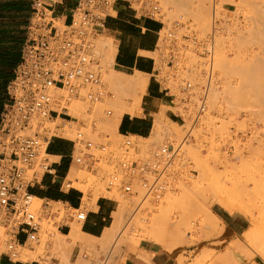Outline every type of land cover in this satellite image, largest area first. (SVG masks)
<instances>
[{
    "label": "rangeland",
    "instance_id": "obj_1",
    "mask_svg": "<svg viewBox=\"0 0 264 264\" xmlns=\"http://www.w3.org/2000/svg\"><path fill=\"white\" fill-rule=\"evenodd\" d=\"M23 1L29 3L27 12L4 13L0 16V23L16 27L21 25L26 35V25L32 12V7L30 9L32 0ZM162 1L168 10L164 19L166 24L182 17L183 21L193 24L201 36H206L211 32L215 11L227 28L226 32L218 33L216 39L215 48H218L215 49L214 67L217 80L208 98L207 112L196 119L199 90L196 95L188 98V95L181 90L180 78L173 75L174 71L167 64L164 55L157 50L149 55L156 60V68L159 70L158 79L163 87H169L168 91L172 97L175 96V102L179 107L162 106L159 114H154L155 118L162 117L163 114L164 119L159 126L155 125L149 138L125 136L119 129L110 132L111 129L105 120L109 116L110 101L114 97L113 86L105 80L101 59L93 52L99 63L97 67L102 79L108 90L113 92V96H105L96 102H89L85 98L71 99L70 101L75 100L79 104L85 119L79 117L78 120L72 121L74 131L69 137L66 132L62 131L64 135L58 131L64 120L59 118L55 123L46 124L49 128L54 124L56 131L64 136L55 137L71 142L72 146L74 144L72 139H75L78 131L82 130L85 139L94 144L89 152L99 159L95 164L73 163L71 167L77 171V174H69L64 189L79 188L84 194L82 210L86 211L100 196L114 199L117 208L123 201L129 204V211H132L126 212L124 218L126 221L123 224L124 226L129 224L128 221H132L135 217L134 225L130 226L127 232L122 231L123 229L117 232L114 238V241L117 240V245L115 246L114 243L107 254H100L101 262L111 257L114 262V258H119L127 250L135 248L142 239L156 240L153 233L159 231L161 234L171 235L175 228L179 229L177 231L181 236V241L174 242L178 254L177 264H219L218 259L225 252L238 260L240 258L241 264L254 262L264 264V256H261L264 255V135L261 129L264 126V67H262L264 66V0H205L208 24L200 22L193 9L189 13L183 12L177 8L175 0ZM189 1H192V6H196L199 2V0ZM1 7H3L2 3H0ZM110 13L114 12L110 10ZM55 24L59 28H65L59 21ZM107 35H109L107 32L99 31L95 33L94 39L99 36L110 37ZM184 54L186 65L192 70V77L200 80L199 73L202 68L200 63L203 59L192 49L184 51ZM259 68L262 70L260 71ZM149 78L154 79V76L149 75ZM146 95L147 93L143 97L142 107ZM85 103L88 106H85ZM169 109L180 111L183 117V119L178 117L180 123L169 118L167 114ZM69 125L72 127L69 122L66 127L71 128ZM189 131L192 137L182 146L173 163V170L180 186L179 192L167 193L160 200H155L152 196L144 198L138 184L134 186L133 193L125 195L117 189L107 190V178L115 170L116 161L122 156L121 147L127 139L132 141L135 147L133 150H136L138 156H148L154 149L164 144L178 145ZM101 144L106 145L107 150H101L98 147ZM76 153H79L78 145ZM60 159L62 158L59 157ZM46 160L48 164L55 161L51 156L44 154L28 170L30 178L35 174L37 181L47 174L41 167ZM68 182L74 187L66 186ZM45 202H49L50 208L41 207ZM227 203L233 208L232 213H237L246 220L244 226L247 229L237 239L229 237L225 222H219L216 227L208 223L210 211L217 215L212 210L213 207L225 209ZM36 204L37 208H41L42 239L40 243L18 246L17 250H23L24 248L21 247H25L37 251L34 259L41 261L42 264H50L53 258L58 260V264H67L64 249L62 251L56 247L55 241L59 242V226L65 223L68 210L63 203L49 200H36ZM161 220L163 225L159 226ZM75 222L82 221L76 219ZM125 235H128L129 240H123ZM6 239L5 236L0 239V254L6 251ZM14 259L19 260L18 257Z\"/></svg>",
    "mask_w": 264,
    "mask_h": 264
},
{
    "label": "built area",
    "instance_id": "obj_2",
    "mask_svg": "<svg viewBox=\"0 0 264 264\" xmlns=\"http://www.w3.org/2000/svg\"><path fill=\"white\" fill-rule=\"evenodd\" d=\"M63 2L32 0L27 39L14 77L7 84L9 101L0 115V227L5 229L7 236L3 253L12 258L17 245L40 243L42 239L41 208L35 207V195L29 190L37 178L35 174L30 178L28 170L43 152H48L53 137H64L46 124L55 123L59 118L78 120L68 113L66 106L59 110L55 108L53 91H63L60 96L63 103L83 98L96 102L105 96H113L97 67L93 40L95 33L105 28L114 5L126 3L137 14L161 23L158 50L174 71L173 75L180 78L182 92L188 98L196 95L197 90L200 92L196 119L208 110L209 94L217 80L214 67L216 39L218 33L227 31L215 11L211 32L206 36H201L194 25L183 21L182 17L166 24L164 19L168 10L162 0H78L72 10L71 22L65 28H59L52 8ZM189 49L203 59L200 80L192 77V70L186 65L184 51ZM261 129L264 135V126ZM191 137L189 131L178 145L164 144L148 156H138L132 141L127 139L121 147L122 156L116 161L115 170L107 178V190L117 189L125 195L133 193L138 184L144 198L152 196L155 200L167 193L179 192L173 163ZM72 140V164H95L99 160L89 152L94 144L85 139L83 132L79 131ZM77 145L79 153L75 152ZM98 147L107 150L104 144ZM53 163L45 164V173H55ZM41 207L50 208V204L45 202ZM72 215L83 221L87 213L74 209Z\"/></svg>",
    "mask_w": 264,
    "mask_h": 264
},
{
    "label": "crops",
    "instance_id": "obj_3",
    "mask_svg": "<svg viewBox=\"0 0 264 264\" xmlns=\"http://www.w3.org/2000/svg\"><path fill=\"white\" fill-rule=\"evenodd\" d=\"M77 1L64 0L63 3L54 6L52 12L55 22L59 21L64 26L68 25L71 22L72 10L76 7ZM112 11L114 13L109 12L102 32H107L109 34L107 36L113 38L118 45L114 64L115 69L126 74H134L136 71H141L154 76V79L149 78L146 101L142 107L143 112L137 115L124 114L119 124V131L125 136L135 135L149 138L152 135L151 133H153V129H155L154 114L156 115L162 106L179 107V104L175 102V96L172 97L170 91L163 87L159 81V70L156 68V60L149 55V53L152 54L158 50V32L162 25L157 20L137 14L123 2L116 3ZM19 27L21 28L22 26L20 25ZM153 34H155V37H153ZM167 114L172 121L181 122L178 118L182 117L180 111L176 112L169 109ZM122 127H124V133L121 132ZM52 144L58 145L60 150L56 153L48 151V155L61 157L62 159L55 160L53 163L54 174H45L41 180H37L30 186L29 190L40 199L60 202L65 205L68 214L65 218V223L59 226V233L69 235L73 229L71 223L76 220L72 215L73 210L82 209L84 194L77 187L64 189L65 180L68 178L72 168L70 155L74 144L72 146L71 142L58 137H53L49 141L48 149ZM68 159L70 162H67ZM68 187L74 186L68 185ZM116 209L117 204L114 199L107 196L98 197L95 203L91 204V208L86 211V219L81 222L82 233L91 238L102 237L105 230L112 226L113 212ZM217 209L213 207L212 210L225 222L229 237L237 239L243 235L247 229L244 226L245 218L221 207ZM67 242V246L64 249L67 264H177V249L174 248L170 251L163 244L153 239H142L135 248L127 250L119 258H114V262L112 257L106 258L104 262H101V260L97 261L96 255H99L100 259V254H107L114 243L115 246L117 245V240H113L104 249H101L98 245L89 247L80 241L72 244L67 239ZM109 253L111 254V252ZM34 255L36 258L37 253ZM0 264H42V262L35 259L30 261L15 260L2 252L0 254ZM50 264H58V260L53 258Z\"/></svg>",
    "mask_w": 264,
    "mask_h": 264
},
{
    "label": "bare ground",
    "instance_id": "obj_4",
    "mask_svg": "<svg viewBox=\"0 0 264 264\" xmlns=\"http://www.w3.org/2000/svg\"><path fill=\"white\" fill-rule=\"evenodd\" d=\"M176 1V5H177V8L179 10H183V12H187L189 13L192 9L195 11V14L197 15L198 19L200 20V22H204V24H208V11H207V8L205 7V3L204 1L205 0H199V2H197V5L196 6H192V1H189V0H175ZM207 1V0H206ZM205 1V2H206ZM194 2V1H193ZM212 2V1H211ZM207 5V4H206ZM192 13V12H191ZM261 13V12H260ZM260 16V15H259ZM262 16V15H261ZM260 16V17H261ZM264 17V15H263ZM261 20V19H260ZM259 20V22H260ZM218 38V37H217ZM220 40V39H219ZM94 45H95V50L94 52L99 56V58L101 59V62L103 64V67H104V77H105V80L109 82V84L111 86H113V92H114V97L113 99H111L110 101V105H111V109H109L108 111V114L109 116L107 117V119L105 120L107 126L109 127L110 132H116L118 129H119V124H120V121L122 119V117L124 116V114H131V115H137V114H141L143 112V108H142V100H143V97L144 95L146 94V91H147V87H148V84H149V74L148 73H145V72H141V71H136L134 74H126V73H123V72H119L117 70H115L114 68V64H115V60H116V55H117V52H118V45L116 43V41L111 38V37H97L94 39ZM218 46V45H217ZM232 46V45H231ZM218 48V47H217ZM215 48V49H217ZM148 54V53H146ZM192 67V66H191ZM264 67V66H262ZM201 68V67H200ZM260 69V68H259ZM257 70V69H256ZM255 70V71H256ZM262 69H260L261 71ZM264 71V70H263ZM259 73V72H257ZM263 73V72H261ZM198 77V76H197ZM196 78V77H194ZM261 81V80H260ZM259 81V82H260ZM254 82V81H253ZM257 82V81H256ZM248 83V82H247ZM261 83V82H260ZM259 84V83H257ZM262 84V83H261ZM246 86V84H244ZM250 85V84H249ZM256 86V85H255ZM264 86V85H263ZM224 87V86H223ZM254 87V86H253ZM259 87V85H258ZM214 88V87H213ZM212 88V89H213ZM257 89V87H256ZM212 91V90H211ZM61 91L60 89H56L53 91V93L55 94L56 96V105H55V108H57L58 110L61 109L62 106H66L68 107V113L69 114H72L73 117H76V118H79V117H82V119L84 118V115H83V112L81 110V108L79 107V104L77 102H75V100L73 101H69L67 103H63L61 102ZM112 92V93H113ZM260 92V91H259ZM262 92V91H261ZM263 93V92H262ZM213 94V93H212ZM256 94V93H255ZM260 94V93H259ZM258 94V95H259ZM210 95V94H209ZM263 96V95H262ZM262 99V98H261ZM58 100V101H57ZM197 100V99H196ZM260 100V99H259ZM90 102V101H89ZM231 102V101H230ZM83 103V102H82ZM221 103V102H220ZM250 103V102H249ZM253 103V102H252ZM232 104V103H231ZM245 104V103H244ZM85 106H88L86 105L85 103ZM234 106V105H233ZM243 106V105H241ZM264 106V105H263ZM92 107V106H91ZM94 107V106H93ZM252 107V106H251ZM89 108H90V105H89ZM92 110V108H90ZM95 109V108H94ZM243 109V108H242ZM90 110V111H91ZM264 112V111H263ZM158 114V113H157ZM208 114V113H207ZM85 119V118H84ZM91 119V118H90ZM164 119V115L162 114V117H156L155 118V125L156 126H159L162 122V120ZM209 119V118H208ZM216 119V118H215ZM223 119V118H222ZM212 120V118H211ZM221 120V119H220ZM73 120H64L62 124H64L65 126L63 127L64 130H61V126L59 127L60 130L58 131H64L66 132L65 134L69 136H71V134L73 133L74 131V127H73V124L74 122H72ZM209 121V120H207ZM56 122V121H55ZM58 122H61L58 120ZM68 122L69 124H72V127L71 125H69V127L71 128H68L66 126H68ZM71 122V123H70ZM202 122V121H201ZM205 122V121H204ZM212 122V121H211ZM224 122V121H223ZM219 123H221L219 121ZM231 123V122H230ZM59 124V123H58ZM190 124V123H189ZM57 125V124H56ZM87 125V124H86ZM75 126V125H74ZM224 127V126H223ZM50 128H53L55 129L56 126L53 124V126ZM202 128V127H201ZM108 129V130H109ZM56 130V129H55ZM78 130V129H77ZM221 130V129H220ZM57 131V132H58ZM81 132H83L82 130H79ZM78 131V133H79ZM169 131V129H168ZM193 131V130H192ZM219 131V129L217 130ZM209 132V131H208ZM63 133V132H62ZM77 133V134H78ZM84 133V132H83ZM64 134V133H63ZM64 134V135H65ZM227 134V133H226ZM152 146V145H151ZM75 152H76V149H75ZM44 154L48 155V152H43V154L40 156L42 157ZM146 155V154H145ZM49 156H51L54 160H58L59 157L57 156H52L49 154ZM180 157V156H179ZM45 160V159H44ZM184 161V160H183ZM45 164H48V160L47 162L45 161V163H43L41 165V167L44 169V166ZM70 174H73V175H76L77 174V171L73 170V168H71V171H70ZM86 175V174H85ZM78 177V176H77ZM89 177V176H88ZM89 181V179H88ZM92 182V180H91ZM181 182V181H180ZM68 184L69 186H72L71 182H68L66 183ZM67 185V186H68ZM83 188V187H82ZM84 189V188H83ZM143 193V192H142ZM36 200H43V199H40L36 196H34V202H35V207H37V204H36ZM123 200V199H122ZM38 203V202H37ZM56 203H60V202H56ZM124 203V204H123ZM131 203V202H130ZM121 204V203H120ZM133 204V203H132ZM129 204L126 203V202H122V205H120L118 208H117V211H115V219L113 221V224L111 227L107 228L103 234L102 237L100 238H91V237H88L87 235L83 234L82 231H81V227H82V223L79 222H75L72 226H73V229L71 231V233L69 235H62L60 234L58 237H59V242H57L58 240H56V247H59V249H65V247L67 246V239L69 241L73 243H76L78 241H80L81 243L89 246V247H95L96 245H98L101 249L103 248H107L111 242H113L114 238H115V235L117 234L118 231L122 230V231H128L129 227L134 225L133 222H134V219L132 218V221L129 220L128 222H130L129 224L125 225L123 223H125L124 221V218H125V214L127 211H129V208H128ZM131 206V205H130ZM225 209L228 210L229 212H232L233 211V208L231 207V205H229L228 203L225 205ZM132 211V210H130ZM129 211V212H130ZM128 212V213H129ZM127 216V215H126ZM209 218H208V223L209 225L211 226H217L219 224V222H222L223 223V220L216 214H213L212 211H210L209 213ZM158 219V218H157ZM138 221V220H137ZM141 221V220H139ZM165 221V220H164ZM152 222V221H151ZM216 223V225H215ZM155 224V223H154ZM161 224L163 225L162 223V220L161 222L158 223L159 226H161ZM154 228H155V225H154ZM151 230V229H150ZM176 230V232H175ZM179 229H173L172 231V234L171 235H168V234H161L159 233V231H157V233H153L151 231V233H153L156 241L160 242L161 244H163V246L165 248H169L170 251L172 249H174V242H179V240L181 241V236H180V233L179 231H177ZM126 231V232H127ZM125 233V232H124ZM5 236H6V232H5V229L0 227V239ZM128 236V235H127ZM125 235V237L123 238V240L127 239V237ZM56 238V237H55ZM153 238V237H152ZM57 239V238H56ZM55 240V239H54ZM122 240V241H123ZM129 240V239H127ZM125 240V241H127ZM53 242V243H55ZM137 244V243H136ZM24 244L22 245H17L18 246H23ZM26 245V244H25ZM54 245V246H55ZM70 245V244H69ZM53 246V247H54ZM17 247L15 248V250L12 252L13 254V258H19L23 261H29V260H33L35 258V253L37 251L35 250H32V249H27L25 247H21L23 250H17ZM27 247V246H26ZM55 247V248H56ZM37 249V248H35ZM18 251H19V254H18ZM63 251V250H62ZM243 251V250H242ZM262 251V250H261ZM264 252V251H263ZM224 253V251L222 252ZM261 253V252H260ZM264 254V253H263ZM99 255H96V259L97 261L101 260L99 259L98 257ZM103 256V255H102ZM222 257H219L220 259H218V262L219 264H241L240 262V258L238 260V258H236L235 256H231L229 254H227L226 252L223 254V255H220ZM249 256V255H247ZM261 256H264L261 254ZM263 258V257H262ZM264 259V258H263ZM80 264V263H79ZM89 264V263H88ZM214 264H217V263H214ZM253 264H259L257 262H254Z\"/></svg>",
    "mask_w": 264,
    "mask_h": 264
},
{
    "label": "trees",
    "instance_id": "obj_5",
    "mask_svg": "<svg viewBox=\"0 0 264 264\" xmlns=\"http://www.w3.org/2000/svg\"><path fill=\"white\" fill-rule=\"evenodd\" d=\"M0 1L3 6L0 8V16H3L4 13L28 11L27 6L29 3L23 0ZM26 39L27 31L25 35V32L20 27L0 23V113L4 110L6 102L9 101L7 84L14 77V70L21 60L22 48ZM121 132L124 133V127H122ZM59 150V146L56 144H52L48 149L51 153H56ZM68 160L67 162H69Z\"/></svg>",
    "mask_w": 264,
    "mask_h": 264
}]
</instances>
